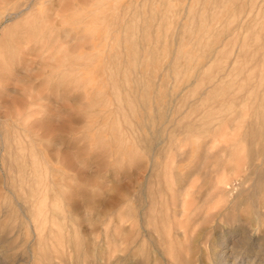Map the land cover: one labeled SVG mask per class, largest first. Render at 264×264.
Masks as SVG:
<instances>
[{
    "label": "rangeland",
    "instance_id": "374dc122",
    "mask_svg": "<svg viewBox=\"0 0 264 264\" xmlns=\"http://www.w3.org/2000/svg\"><path fill=\"white\" fill-rule=\"evenodd\" d=\"M7 13L18 18L4 20ZM1 45L0 264H146L142 250L121 248L126 187L157 188L130 213L140 214L135 231L163 234L167 212L192 187L245 161L262 165L264 0H0ZM248 165L232 182L230 206L256 179ZM255 181L257 205L264 182ZM245 196L236 213L255 220ZM196 198L197 208L212 206ZM152 213L168 216L155 227ZM206 252L214 263L215 248Z\"/></svg>",
    "mask_w": 264,
    "mask_h": 264
},
{
    "label": "bare ground",
    "instance_id": "6f19581e",
    "mask_svg": "<svg viewBox=\"0 0 264 264\" xmlns=\"http://www.w3.org/2000/svg\"><path fill=\"white\" fill-rule=\"evenodd\" d=\"M11 16H15V17L17 16V18H18V14H15V13H7L6 15L3 16V18H4V20H6V19L10 18ZM231 41H232V39H231ZM5 46H9V45L6 44ZM0 47L2 48V45ZM259 56H261V55H259ZM252 129L254 130L255 128H252ZM263 129H264V127H263ZM257 133H258V135H260L262 137V135L260 134L261 132H257ZM211 136H214L213 133L211 134ZM252 136H254V137H252ZM252 136L251 137L253 139L256 138V135H254L253 133H252ZM247 138H248V136H247ZM247 138L246 139L244 138L245 141L247 140ZM263 138H260V139L264 140ZM236 139L238 140V137ZM257 139H255V140L256 141H259V139L258 140ZM220 140H222V139H220ZM240 140H241V138H240ZM240 140H238L239 143H240ZM243 140H241V141H243ZM262 140H260V142H262V143L259 144L260 146L258 144H255V145H258L259 147H262V145L264 144V142ZM216 141L218 142L219 140H215V142ZM256 141H254V143ZM18 142H17V144H18ZM21 142H23V141H21ZM238 142H237V145H238ZM247 142L250 143V144L248 143L249 145L252 144L250 141H247ZM247 142H244V144L247 143ZM220 143H221V141H220ZM22 144H24V143H22ZM161 144H162V142H161ZM240 144H242V143H240ZM2 145H4V144H2ZM18 145L19 146H16V148L17 147H20V144H18ZM237 145L234 148L235 151L238 148ZM21 147H22V149L26 148V147H24V145L21 146ZM239 147H240V145H239ZM226 148L229 149V147H226ZM230 148L232 150L233 147H230ZM247 148H248V145H247ZM22 149L20 150V148H18L17 151H19L20 154H21ZM248 149H250V148H248ZM257 149H259V148H257ZM255 151H256V149H255ZM259 151H260L259 154H258L257 151L256 152L261 157L260 159L262 160V165H258V166L255 165V163H256L255 162V159H252L250 161V165H248L249 162L246 163V161H245L244 165L247 164L249 166V170L251 172V174L250 173L249 174L252 175V176H255L256 179H257V181L259 180V181L264 182V149H263V147ZM17 153L18 152H16V154ZM10 156H12V155H10ZM17 156L18 155H16V161L19 160L17 158ZM151 157H152V155H151ZM171 158H172V156H171ZM258 158H256V161H257ZM22 159H23V157L21 158V162L22 163L24 162V164H25L26 161H29L28 157H27V160L26 161H22ZM150 159H152V158H150ZM14 160H15V158H14ZM36 160L37 159H35V161ZM248 160H249V156H248ZM37 161H39V159ZM17 162H15V163H17ZM21 162L19 160V163L20 164H21ZM166 162L167 161L162 162V164L163 163L165 164ZM27 163H29V162H27ZM150 163H151V160H150L149 164ZM43 164L44 163L41 162V165H43ZM23 165H21V168H23L22 167ZM244 165H241V168H242V166H243V168L246 167ZM35 166L39 167L40 166V163H39V166H38V164L35 163ZM237 166H238V168H237ZM237 166H236V168H235V166H233V167H231V169H228L229 168L228 167L227 169L229 171L227 170L226 172H223L220 175H218L217 178L215 179L216 182L214 181L215 183L213 185H209L208 183H204L201 186L199 185V187L196 188V189L194 187H192L193 190L191 192H186L185 193V199L182 200V203H181L180 208L175 204L174 205L175 208L172 210V212L171 213L170 212H167V214H169V216L167 214H164V215H167L168 216L167 218H170L171 219V222H169V224L167 223L169 229L168 230H165V232L163 231V234L158 233V231L156 230V232H149V235L146 236V235H144V231L143 232L142 231H135L133 229V226L135 228V226L136 225H139V223L141 222L140 219H139L140 214L137 213L139 211H137L136 213H132V214L130 213L131 205L134 206V204H137V203H139V205L146 204V203H148L150 201V198H155V194H156V196L158 194L157 188H156V190H157L156 191L154 189L155 186L152 185L153 186L152 187L149 184H147L146 182L139 183L141 181H138V183H135V182H137V181H135L134 182L135 184H133L134 186H131L130 185L131 187L130 186L129 187H126L124 189V194H123V205H124V207H125V209L127 211L126 213L128 214V217L129 218H127V220L125 222V231H124V233H122V236L121 237L119 236L120 237V240H121V242H120L121 243V248H123V250H124L123 253L124 254L126 253V254L131 255V254H133L135 252H139L140 251L142 253V251H143L142 255H140V256H143V261L142 262H145L146 264H153V262H158L160 260H162L164 264H237V262L236 261H233L231 258L237 259L239 261H243V259H245L247 257V254H252L253 253V254H255V256H254V259L252 260V263L251 264H264V260L262 259V257H263L262 255H264V247L262 245L263 242H264V240L259 237L261 235V231H262V233L264 231V200H262V201L259 200V202H261V203H258L257 205H254L255 203H253V201H252V198L254 196H257V194H258V193L255 192L257 190V188H258V184L255 181L256 179L253 180V182H254L253 183L251 181L252 178L249 177L251 179V180L250 179L249 180L252 182V184H251L252 186L250 185V189H248L247 191H242L240 193L238 192L237 195H236V197L234 198V203L232 204V206H230V203L227 202L228 201V198H229L227 195H230L231 194V192L229 190L232 187V182L234 180H236L239 177L240 174H246V173H240L241 168L239 169V165H237ZM37 167H36L35 170L38 169ZM44 167H46V165ZM21 168L19 170H21ZM27 168H28V165H27ZM27 168L25 170H28ZM43 169H45V168H43ZM40 171H43V170H40ZM16 172H18V171H16ZM20 172H19V174H20ZM26 173H27V171H26ZM19 174L17 173V176ZM28 174H30L29 171H28ZM232 174H234V175H232ZM17 176H16V173H15L14 177H16L19 180V178ZM23 176H25V175H23ZM26 176H27V174H26ZM26 176L23 177V178L26 179ZM143 176H144V174H143ZM153 176H154V173H153ZM247 176H248V174H247ZM247 176H245V177H247ZM19 177H21V174H20ZM247 178H246V180H247ZM21 179H22V177H21ZM249 180H248V182H249ZM20 182H22V181H20ZM26 182H27V180L25 182H22V183H26ZM248 182H243L242 183V186L243 185H246V183H248ZM262 182H261V184H263ZM2 183H4V182H2ZM26 184H28V183H26ZM26 184H24V188H20V190H18V192L23 191V193H25L24 191L27 190V188L25 190ZM4 185L5 184H2L3 187H5ZM19 185H21V183ZM19 185H18V188L20 187ZM29 186H32V185H29ZM35 186H36V184H35ZM234 187H236L235 186V182H234ZM7 188H8V186H7ZM18 188H16V189H18ZM37 188H38V186L36 187V189ZM39 188H44V187L41 185V187H39ZM22 189H24V190H22ZM32 189H34V188L32 187ZM32 189H31V192H32ZM36 189H34V191H36ZM46 189H48L47 188V185H46ZM2 190H3V188L1 189V191ZM12 190L13 189H11V191ZM8 191L10 193V189ZM39 191H38V196H36V194H33L37 198L39 197L40 192H42V191H40V192ZM43 191H45V190H43ZM29 192H30V190H28V193ZM28 193L25 194V195L27 196ZM43 193H45V192H43ZM3 195H2V197H3ZM25 195L23 197H26ZM244 195H246L245 197H246V199L248 201L251 200L252 203H253L252 204V210L251 211L253 213L252 216H255V218H256L255 220H253L251 217H248L249 215H247V213H246L247 216H244L243 214L241 215V213L240 214H237L236 213V210L235 209L239 207L238 204L241 201L242 197H244ZM196 197H198V199L200 201L204 199L203 201H205L207 203H212L211 204L212 206L210 208L208 207V209H206L205 207L202 208V209L201 208H197L195 206L196 203L194 204V202L197 201V198ZM39 198L36 199L37 200L36 202H39ZM32 199H33V197H32ZM4 200H6V199H4ZM25 201H29V200L25 199ZM25 201L24 200H21V202H23L24 204H25ZM30 201H31V199H30ZM30 201L29 202H26V203H30ZM6 202H5V204H6ZM40 203H41V201H40ZM153 203H154V201H153ZM20 205H22V204L20 203ZM6 206H7V204H6ZM24 206L26 207V205H24ZM35 206H38V203H37V205L35 204ZM151 206H153V205L151 204ZM42 207H43V205L41 206V208ZM147 207L149 208V206H147ZM27 208H28V206H27ZM41 208H40V210H41ZM31 209L34 210L33 207H31ZM150 209L151 208H149V210ZM154 209H156V207ZM159 209H162V208H159ZM9 210H11V209L9 208ZM27 210H30V209H27ZM38 210H36V211H38ZM12 211H13V207H12V210L10 212H12ZM159 212H161V211H158V213ZM13 213H11V215ZM28 213L30 214L31 212H28ZM34 213H35L34 216L35 215H38V214H36V212H34ZM153 213H152V215L155 217L156 214L154 215ZM158 213H157V215L155 217V218H157V220L156 219H155L156 221L153 220L155 222V225H156L155 227H157L159 225V223L161 222L160 221V219H162V217H161L162 214L161 213H163V211L160 213V215ZM42 214H44V213L42 212ZM130 214H131V216H130ZM164 215H162V216H164ZM39 216L37 218H39ZM145 216H143V217L145 218ZM151 216L149 215L148 218H150ZM157 216L160 217L159 220H158V217ZM35 217H34V219H35ZM41 217H43V216H41ZM31 219H32V217H31ZM152 219L153 218L151 217V220ZM40 220H39V222H40ZM34 221H32L33 222V226H34ZM149 221H150V219H149ZM163 221L165 222L164 219H163ZM39 222H38V224H36L37 226L40 225ZM41 224H43V223H41ZM44 225H46V223ZM200 226L204 227V229H202L199 233H197L196 228L197 227H200ZM159 227L161 228V226H159ZM165 228H167V227H165ZM37 229H39V228H37ZM41 229H42V227H41ZM147 229L148 228H146V231H147ZM34 230H36V229H34ZM36 232H37V230H36ZM46 232H47V230L45 232H43V234L44 233L46 234ZM38 233H39V231H38ZM150 233L154 237V238H152V240L150 239ZM37 237H38V235H37ZM40 240H41V238H40ZM146 240H148V242L151 243V245L148 246V247H150L149 249H146L147 248L146 247V245H147L146 244ZM154 244L155 245H158V246H161V247H163L165 249V250L163 249L162 254H160L158 252V250L155 248V245ZM163 244H164V246H163ZM166 245H167L168 248L165 247ZM211 245L216 250V261L214 263L208 261V259L210 258V256L206 252V249H208L209 247H211ZM257 245H258V247H257ZM111 248H113V244L111 245L110 249ZM185 249L186 250H194V252L193 253H190V255L187 254L184 257L182 255V253H181V250H185ZM111 255H113V254H111ZM114 255H115V252H114ZM114 255H113L112 258H114ZM117 261H119V260H117ZM183 261H185V263H182Z\"/></svg>",
    "mask_w": 264,
    "mask_h": 264
}]
</instances>
